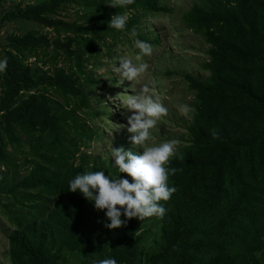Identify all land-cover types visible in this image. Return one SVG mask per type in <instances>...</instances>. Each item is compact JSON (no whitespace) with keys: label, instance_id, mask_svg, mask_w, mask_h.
Masks as SVG:
<instances>
[{"label":"trees","instance_id":"1","mask_svg":"<svg viewBox=\"0 0 264 264\" xmlns=\"http://www.w3.org/2000/svg\"><path fill=\"white\" fill-rule=\"evenodd\" d=\"M12 2L0 28L23 20L53 34L12 33L0 60V213L13 226L10 263L264 264V0H196L183 13L184 26L209 45L208 75H184L194 112L189 143L168 165L177 169L169 177L175 191L161 201L163 218L133 217L113 229L103 211L67 191L85 171L119 175L109 158L86 152L102 138L91 121L108 116L94 97L105 83L89 65L120 37L158 44V34L140 26L166 8L162 0L124 8L104 0ZM69 7L74 21L60 17ZM117 12L128 17L119 32L107 23Z\"/></svg>","mask_w":264,"mask_h":264},{"label":"rangeland","instance_id":"2","mask_svg":"<svg viewBox=\"0 0 264 264\" xmlns=\"http://www.w3.org/2000/svg\"><path fill=\"white\" fill-rule=\"evenodd\" d=\"M38 1L41 0H14L15 3L21 2L23 5ZM195 1L162 0L165 11L142 18L140 28L149 36L153 32L158 34L159 43L156 45L149 43L153 49L152 54L142 57L139 61L147 63L149 67L132 85V82L127 80L118 84L119 77L112 71V68L119 56L127 55L129 58L135 56L137 50L132 47V41L138 38L120 37L116 44H110L109 50L104 52L102 57L91 61L89 68L93 76L101 78L106 86L105 89L97 87L94 90L96 94L94 97L100 100L98 106H104L108 111V116L103 115L91 121V125L100 128L102 138L93 142L86 152L106 162L111 146H123L125 149L142 151V149L133 148L129 140L131 134L126 131V127L120 128L126 125V117L131 114L121 106L120 99L131 94L132 89L138 92L142 86H147L154 97L167 109L166 114L150 129L151 143L158 144L166 140H175L177 142L176 152L181 146L189 143L190 136L187 128L194 112L195 96L189 89L184 75L191 74L199 78H205L208 75L203 64L208 60L209 45L200 34L187 29L182 21L183 13L189 10ZM10 4H14L12 0H0V15ZM60 17L74 21L78 17L77 9L69 7L61 13ZM31 28L53 34L51 29L40 27L36 23L13 20L0 28V41L6 40L7 36L12 33H22ZM111 78L114 80L112 81ZM118 128H120L119 131H116L115 129ZM15 158L18 162H22L25 155L21 154ZM148 227L153 234L156 225L149 223ZM12 229L11 223L0 213V264H11L7 251L8 234Z\"/></svg>","mask_w":264,"mask_h":264},{"label":"clouds","instance_id":"3","mask_svg":"<svg viewBox=\"0 0 264 264\" xmlns=\"http://www.w3.org/2000/svg\"><path fill=\"white\" fill-rule=\"evenodd\" d=\"M104 3L114 8H124L131 0H104ZM127 19L126 15L117 12L108 20V28L123 31ZM132 47L137 50L135 56H119L112 68L119 77L118 84L127 80L132 85L149 67L147 63L139 61L152 54V46L146 41L134 39ZM132 90L131 94L120 99L121 106L131 113L126 117V125L120 128L126 127L131 134V145L142 151L111 146L109 159L119 175H105L103 170L85 171L69 180L67 188L69 192L80 193L92 203L94 209L103 211L108 221L105 226L109 229L120 227L133 217L141 221L150 217L163 218L166 209L161 201L166 202L175 191L174 186L169 185V177L177 169L168 166L170 158H181L176 154L175 140L151 143L150 129L166 114L167 109L147 86H142L138 92ZM120 128L115 130L119 131ZM148 144L150 146H146ZM121 173L127 176H121ZM93 264L117 262L115 258L108 257L94 260Z\"/></svg>","mask_w":264,"mask_h":264},{"label":"water","instance_id":"4","mask_svg":"<svg viewBox=\"0 0 264 264\" xmlns=\"http://www.w3.org/2000/svg\"><path fill=\"white\" fill-rule=\"evenodd\" d=\"M10 9H11V7L9 6V7L6 8L4 11H2V14L0 15V24H1L2 17H4L5 13H6L7 11H9ZM6 42H7L6 40H1V41H0V60H1L2 62L5 61V59H4V57H5V51L2 49V46H3V44H5ZM4 65H5V63H4Z\"/></svg>","mask_w":264,"mask_h":264}]
</instances>
